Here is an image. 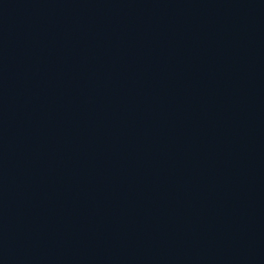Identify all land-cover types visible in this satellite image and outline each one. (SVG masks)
Segmentation results:
<instances>
[{"label":"water","instance_id":"1","mask_svg":"<svg viewBox=\"0 0 264 264\" xmlns=\"http://www.w3.org/2000/svg\"><path fill=\"white\" fill-rule=\"evenodd\" d=\"M0 264H264V0H0Z\"/></svg>","mask_w":264,"mask_h":264}]
</instances>
